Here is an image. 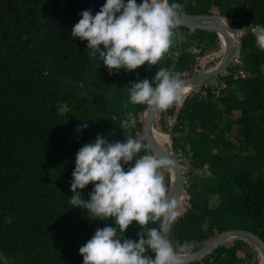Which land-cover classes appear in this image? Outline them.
I'll list each match as a JSON object with an SVG mask.
<instances>
[{
	"label": "trees",
	"instance_id": "obj_1",
	"mask_svg": "<svg viewBox=\"0 0 264 264\" xmlns=\"http://www.w3.org/2000/svg\"><path fill=\"white\" fill-rule=\"evenodd\" d=\"M105 2L0 0V264H83L79 248L97 229L116 225L114 218L91 219L86 209L72 208L78 150L98 135L110 143L142 136L162 156L146 137L147 106L133 105L128 88L153 81L160 67L174 65L186 78L223 60L213 30L180 25L157 65L110 75L88 42L71 35L82 11L95 16ZM169 3L184 5L185 14L215 15L241 47L226 74L214 76L225 82L218 93L207 80L190 89L182 105L155 114L154 126L171 136L181 169L182 215L168 237L174 245L195 242L193 250L227 229H245L264 241V50L255 36L264 28V0ZM129 112L136 125L120 127ZM84 123L88 127L77 131ZM164 175L168 186L169 171ZM93 188L89 183L77 191L87 201ZM156 226L150 222L146 230ZM143 231L133 221L124 238L138 242ZM146 254L155 258L151 250ZM259 259L252 243L232 237L192 264Z\"/></svg>",
	"mask_w": 264,
	"mask_h": 264
},
{
	"label": "clouds",
	"instance_id": "obj_2",
	"mask_svg": "<svg viewBox=\"0 0 264 264\" xmlns=\"http://www.w3.org/2000/svg\"><path fill=\"white\" fill-rule=\"evenodd\" d=\"M184 15V5L170 4L169 0H142L139 4L137 0H106L95 16L90 10L82 11L71 35L88 42L90 54H99L110 75L112 70L131 72L145 63L157 65L165 57ZM255 36L258 47L264 50V28ZM184 81L174 65L160 67L153 81L131 84L129 101L152 111L182 105L190 89ZM127 116L120 127L136 125L133 114ZM87 127L84 123L77 131ZM142 150L147 154L138 155ZM133 160L134 166L125 170ZM173 166L171 159L152 153L142 136L110 143L98 135L78 150L71 182L72 208L86 209L91 219L114 218L116 225L97 229L79 248L83 264H192L195 242L174 245L168 237L170 226L182 215L178 200L171 197L165 183L164 172ZM89 183L94 188L86 201L77 189ZM133 221L144 229L137 233L138 242L124 238ZM150 222L157 226L146 230ZM148 250L155 254L154 259L146 254Z\"/></svg>",
	"mask_w": 264,
	"mask_h": 264
},
{
	"label": "water",
	"instance_id": "obj_3",
	"mask_svg": "<svg viewBox=\"0 0 264 264\" xmlns=\"http://www.w3.org/2000/svg\"><path fill=\"white\" fill-rule=\"evenodd\" d=\"M183 26H197L213 30L219 37L221 43V51L223 60L212 67L204 68L197 71L195 74L183 78L185 84H189L190 89L200 85L210 78L222 73L239 55L241 43L231 39L227 27L218 17L211 14H185L181 18ZM189 89V90H190ZM157 111L149 110L147 107L143 111V126L147 140L151 146L157 150L163 157H167L174 162V166L169 170L168 187L171 191V197L177 199V194L181 181V169L175 149L173 147L172 138L170 135L157 130L154 126V117ZM167 136V140L162 138ZM170 230V229H169ZM169 235V233H168ZM239 238L252 243L259 251L260 259L258 264H264V241L255 233L245 229H227L220 231L208 239L201 247L193 250L195 253L192 261H197L214 250L219 243L228 238Z\"/></svg>",
	"mask_w": 264,
	"mask_h": 264
},
{
	"label": "built area",
	"instance_id": "obj_4",
	"mask_svg": "<svg viewBox=\"0 0 264 264\" xmlns=\"http://www.w3.org/2000/svg\"><path fill=\"white\" fill-rule=\"evenodd\" d=\"M235 61V59L233 60ZM240 73H242V71H239ZM222 74H226V70L222 72ZM214 83V86H216V89H215V92L218 93L220 91L221 88L225 87V82L224 81H219V82H216V81H213ZM169 170H165V172H167ZM164 172V174H165Z\"/></svg>",
	"mask_w": 264,
	"mask_h": 264
},
{
	"label": "rangeland",
	"instance_id": "obj_5",
	"mask_svg": "<svg viewBox=\"0 0 264 264\" xmlns=\"http://www.w3.org/2000/svg\"><path fill=\"white\" fill-rule=\"evenodd\" d=\"M213 81H216V77H212L209 79V82H213Z\"/></svg>",
	"mask_w": 264,
	"mask_h": 264
},
{
	"label": "bare ground",
	"instance_id": "obj_6",
	"mask_svg": "<svg viewBox=\"0 0 264 264\" xmlns=\"http://www.w3.org/2000/svg\"><path fill=\"white\" fill-rule=\"evenodd\" d=\"M162 138H163L164 140H167V138H168V137H167V136H163V135H162Z\"/></svg>",
	"mask_w": 264,
	"mask_h": 264
}]
</instances>
